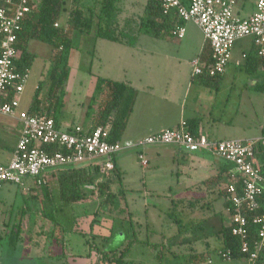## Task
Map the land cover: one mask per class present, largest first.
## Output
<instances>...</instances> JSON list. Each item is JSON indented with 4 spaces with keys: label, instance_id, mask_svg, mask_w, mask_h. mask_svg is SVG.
<instances>
[{
    "label": "rangeland",
    "instance_id": "1",
    "mask_svg": "<svg viewBox=\"0 0 264 264\" xmlns=\"http://www.w3.org/2000/svg\"><path fill=\"white\" fill-rule=\"evenodd\" d=\"M64 1L66 2V10L63 11L58 20L62 25L66 24L67 10L71 6L72 0ZM83 1L92 4L86 0ZM145 2L146 0H136L134 4H130L128 0L122 2L123 11L119 16V20L121 24L125 23V17L132 20L126 30L130 38L132 35H136L137 38L139 36L134 29L135 21L143 12ZM186 26L187 30L193 35L197 37L200 34L203 35L200 28L193 22H187ZM76 33L73 35L75 47L71 55L70 73L64 86L65 112L61 119L63 120L62 128L73 122L76 112L89 108L90 96L87 97V94L91 86L92 76L103 75L102 72H107V70L112 72L111 68H103L109 64L115 66L119 63L116 59L115 51L111 52L107 48V57L105 58L107 63L99 64L97 55L93 56L95 51H93L91 36L80 32ZM141 39L140 44L138 43L139 46L137 44L138 47L128 46L126 48L124 54L127 58L131 57V53L135 48H137L138 56L142 60H147L152 56L158 58L159 54L144 51L143 45L145 43L161 45L165 43L162 40L164 38L144 34ZM144 39L148 40L144 41ZM168 41L172 50L170 52L171 57H174L173 60L179 68L184 70L190 68L186 57L194 50V46H187L188 38L180 42L168 38ZM249 42L250 38L238 39L235 42V47L239 50L241 47H246ZM180 45L182 47H178ZM28 48L36 56L29 69V78L25 85V91L22 93V105L24 108L30 102L38 83L42 80H44L43 91L46 93L49 86L48 69L57 52L51 44L37 39H30ZM194 54L196 53L194 52ZM161 57L164 58V55ZM232 65L227 69L225 79L221 80L220 90L218 92L214 91L217 95L216 102L214 101L215 107L218 111L223 110L228 117H232L233 128L236 130L234 138L263 137L264 129L262 128H264V121L262 116L259 110H254L256 113L250 114V104L247 97L250 94L257 96L261 94L256 91L257 88L253 90L251 87V81L249 80L251 74L244 67L233 68ZM195 84L202 83L196 80ZM83 104L84 107L82 109ZM236 109L237 112L230 116V110L234 111ZM76 118L78 122L81 116L77 115ZM123 135L124 133L121 136L122 143L126 139ZM155 146L157 147L154 148L163 150L160 157L156 152H146L147 148L141 149L138 147H129L117 154L116 162L122 172V184L113 182L112 188L117 190L122 186L125 190L124 196L120 198L121 201L118 207L109 204L107 209L102 208L97 212L101 197H99L97 191L90 189H85L86 198L78 202L63 201L60 198L58 182V177L62 170L59 169L48 173V183L47 185H41L40 190H45L47 186L50 188L52 199L50 202L44 199L46 203L45 212L46 214L53 212L58 221L62 223H60L61 229L63 230L64 228L66 231L65 234L62 231V237L66 241L63 253L66 254L67 251L70 254L72 252L76 258L80 256L81 259V256H87L90 253V243L100 246L104 243V240L96 235L98 231L105 234L109 231L111 232V228H114L113 237L109 245H107L109 248H116L121 243L124 246L130 239H135L131 251L127 255L130 260L141 261L145 264H160L156 251L151 244L164 242L166 250L164 251L165 254L161 264H248L249 261L245 257L227 259L220 254L223 243L220 235L216 232L220 225V217H217L215 212H222L225 215V219H223L225 224L228 223V213L224 208V199L219 194V187L214 188L212 186L208 188L205 182L202 181L209 174L208 171L200 169L199 173H195V166L200 165L197 155L195 153L183 154L181 151L179 154H175L174 148L179 149V147L174 145ZM167 148L170 152L166 150ZM140 154H143L142 158H140ZM206 157L209 159L213 158L208 153ZM144 159L148 160L147 164L143 163ZM33 180L31 177L25 178L24 185L4 183L0 187V211L11 209L15 212L8 211V213L15 214L26 205H29L32 210L34 209L33 212L36 209H41V199H34L32 198L33 195L29 194L30 189L37 185L33 184ZM185 184H191L190 188L178 189V187L185 186ZM221 184L225 186V183ZM119 208L123 210L118 211ZM90 213L93 215L97 214L98 222L94 225L95 228L93 227L91 231L88 230V234L75 231V228L80 227V225L90 226V219L77 221L78 218L86 217ZM89 232L95 234L93 235L94 238H91L92 234ZM57 235L60 236L61 234L58 233ZM40 244V241L35 246L23 242L15 250L11 248L10 251L24 254L25 256L32 254L34 259L28 262L43 264L46 263L45 260L37 259L41 257L40 252L44 250ZM191 252L202 253L206 256H204L203 260L191 262L189 261ZM98 257L96 256L95 260H91L90 263H87V258H85V261L78 260L75 261V264H96ZM62 259L63 261L65 260V255L62 256ZM209 259L211 262H209Z\"/></svg>",
    "mask_w": 264,
    "mask_h": 264
},
{
    "label": "built area",
    "instance_id": "2",
    "mask_svg": "<svg viewBox=\"0 0 264 264\" xmlns=\"http://www.w3.org/2000/svg\"><path fill=\"white\" fill-rule=\"evenodd\" d=\"M37 0H5L0 6V114L17 118L21 123L20 135L12 157L0 162V187L4 183L24 185L31 177L36 184L47 183V174L79 164H91L109 176L114 168L113 156L129 147L144 149L150 145H174L187 152H204L232 163L242 180L243 193H237L234 183L228 186V200L234 205L231 216L232 233L241 239V251L247 255L248 264H254L258 251L264 248V213L256 214L253 223L258 226V236L252 240L247 227L244 207L259 209V197L264 194V169L254 162L257 145L264 146V136L250 139H212L199 131L193 134L185 120L178 125L162 129L130 143L108 140L111 121L95 128L80 124L58 127L46 114H31L20 109L21 95L29 78V70L21 71L16 61L20 56L17 33L22 21L31 12ZM165 11L175 10L184 22L197 25L212 49V61L195 56L191 60L194 76L209 73L223 74L232 60L235 42L251 37L258 54L264 56V0H257L255 11L249 17L235 14L236 0H191L189 5L181 0H161ZM56 25H58L56 23ZM177 38L186 34L184 25L174 30ZM246 57V55H244ZM59 145L65 151L47 150ZM143 154H140V158ZM144 164L148 160H143ZM231 258L230 251L221 253Z\"/></svg>",
    "mask_w": 264,
    "mask_h": 264
},
{
    "label": "trees",
    "instance_id": "3",
    "mask_svg": "<svg viewBox=\"0 0 264 264\" xmlns=\"http://www.w3.org/2000/svg\"><path fill=\"white\" fill-rule=\"evenodd\" d=\"M122 2L123 0H96V2L89 4L83 0H72L71 6H69L67 10L65 25L58 22L61 14L66 10V2L64 0H37L32 4L31 12L24 18L21 30L17 33L16 45L20 50V56L16 61L17 68L21 71L29 70L35 59V53L28 48V42L30 39L47 42L51 44L57 52L51 61L47 73L49 82L48 89L46 93L43 91L44 80L38 83L30 105L27 108L29 113H40L51 116L55 120L56 125L58 127L61 126L65 96L64 86L70 73L71 55L75 47L73 35L77 34L76 32L89 34L91 39L104 38L124 44H135L137 40L136 35H132L130 38L126 32L132 20L127 18L125 19L124 24H121L119 20V16L123 11ZM190 2L191 0H186L184 1V4L189 5ZM4 4L5 0H0V6ZM56 23L59 24L56 25ZM183 24V19L175 10L172 9L167 12L165 11L161 0H146L143 12L138 16L137 21H135L134 29L138 35L146 34L158 38H176L173 32ZM94 47L93 43V50ZM200 56L208 62L212 61V49L209 43L206 45V49L202 51ZM253 56H256V59H254ZM251 61L252 63H256L252 64V67H249ZM247 62L248 67L246 70L249 73H253L254 70H256L253 65L261 64L264 66V56L259 55L254 46L248 56ZM194 77L195 80H198L200 83H203L214 91L219 89L222 80V74L210 75L209 73H204ZM136 98V90L128 83L99 76L97 78L94 94L91 96L89 102L88 115H90L92 119L90 128L106 125L107 122L111 121L112 127L108 140L110 142L121 141V136L126 129L130 114L134 109ZM185 121L189 130L193 134H196L199 131V118L193 117L185 119ZM259 147L260 145H257L256 151ZM47 150L51 152L65 151V149L59 145L49 147ZM116 157L117 155L112 158L115 168L109 176H103L99 172L98 167L91 164H79L61 169L62 171L58 177L60 198L66 202H78L83 198H86L84 194L85 189H90L97 191L99 197H101L97 212L102 208L107 209L109 204L118 207L121 201L120 198L124 196L125 190L122 186L117 190H113L112 188L113 182L122 184V172L119 170ZM224 162H227L229 166L232 164L226 160H224ZM218 180V175H214L206 181L209 183H217ZM47 183L45 184L47 185ZM223 183L226 185L222 190H219V194L224 199V208L228 211L230 221L235 207L227 198L229 195L227 190L228 186L229 184L234 183L237 186V193L241 195L243 193V185L239 175L235 174L233 177L230 171L226 175ZM39 185L41 186L44 184ZM32 198L37 200L41 199L40 203L43 206V214L54 224H59L53 212L48 214L45 212L46 203L44 199L49 200V202L52 199L51 190L48 186L45 190H42L41 196L36 195ZM258 201V210L250 211L246 207L242 208L244 209V213L248 220L247 227L252 240H256L258 236V226L253 223V217L256 214L264 213V194L259 197ZM122 210V208H119L118 211ZM21 214L23 215L24 213L22 212ZM219 217L220 225L216 232L220 235L223 243V248L220 251V254L229 250L231 258H247V255L243 254L240 248L241 239L232 233L231 222L225 224L223 222L224 215L219 214ZM97 220V214L93 215L90 222L91 230L98 222ZM17 225L18 228L16 229L15 238L10 239V241L15 244L21 233V221L18 222ZM62 231L64 234L66 233L64 228ZM75 231L88 234V232H85L78 227L75 228ZM89 233L92 234L91 238H94L93 235L95 234L92 232ZM113 234L114 228H111L110 236L101 237L104 240L102 246L95 243L89 244L91 251L99 256L96 264H145L144 262L134 261L127 258L135 239H130L124 246L121 243L120 246L116 248H109L107 243L110 242ZM62 244L64 248L66 246L64 237H62ZM151 245L156 251V256L161 264V261L164 258L166 244L163 242L161 244L154 243ZM91 251L88 253L87 257L91 255ZM204 256L206 255L202 253L191 252L189 254V261H200L205 258ZM209 261L211 262L210 259ZM254 264H264V248L258 251Z\"/></svg>",
    "mask_w": 264,
    "mask_h": 264
},
{
    "label": "crops",
    "instance_id": "4",
    "mask_svg": "<svg viewBox=\"0 0 264 264\" xmlns=\"http://www.w3.org/2000/svg\"><path fill=\"white\" fill-rule=\"evenodd\" d=\"M86 1H89L90 3L96 2V0ZM181 1L184 3V1L186 0ZM256 1L257 0H236V5L234 8L235 14L240 17H249L255 11ZM128 2L130 4H134L136 0H128ZM127 18L128 17H125V19ZM186 23L187 22H184L183 24L186 28L185 36L182 38H171L178 42L185 38H188L187 46H194V50L191 51V54L186 57L187 62L190 64V68H187L185 70L179 68V66L173 60L174 57H171L170 52L172 50L170 48L171 46L169 44L168 38L162 39L165 43H162L161 45L154 43H145L143 45L144 51L152 54H159L158 58L152 56L151 58L147 59L148 61L140 59V57L138 56L139 53H137V48L133 49V52L131 53V57H129V59L124 54L128 46H137V44L142 40L141 38L144 34H140L138 36L136 44L134 45L115 42L104 38L91 39V42L94 43L95 46L93 50L95 51V53L93 54V56L97 55L99 64L107 63L105 60V58L107 57V48H109L111 52L115 51V54L117 55L116 59L119 61L117 65L114 66L113 64H109L103 68H111L113 74L112 72H108L107 70V72H102L103 75L106 74L108 77H105L112 80L126 82L137 92L134 109L130 114L126 129L124 131L123 136L126 138L124 143L134 142L141 137L156 133L162 129L174 127L178 125L182 120L190 119L193 117L199 118V129L206 133L210 138L214 137L212 139L221 140L234 138V136H236V130L233 128L234 126L232 117H228L223 110L218 111L215 107L217 95L216 93H214V90H212L211 88L208 89L209 87L205 86L203 83V85L195 84L196 80L194 79L195 77L192 72L191 60L194 58V55L196 56L201 54L202 51L206 49V45L208 43L204 39L203 35L200 34L197 37L189 32L187 30ZM190 36H192L193 38ZM244 38H250L249 44L246 47H241L239 50H237V48L235 47L236 44L234 45L232 51V60L227 66L225 72L222 74V79H225L227 69L232 64L233 68L244 67L246 70V68L248 67V56L250 55L254 46L253 39L251 37ZM147 40L148 39H144V41ZM178 47L182 46L180 45ZM194 52L196 54H194ZM160 54L161 56L164 55V58H162ZM244 55H246V57H244ZM253 58L256 59V56H253ZM122 61L123 63H121ZM250 63L251 64H249V67H252V64L256 62L252 63L251 61ZM253 67L254 69H256L253 73H249L247 70L246 71L251 74V77L249 78V80L251 81V87L253 88V90H256L255 88H257L256 91L261 95L257 96L254 94H250L249 96H247L250 104V114H255L256 112H254V110H259V113L262 116V120L264 121V66L261 64H257L255 66L253 65ZM116 69H118V71H116ZM103 75L99 74V76ZM99 76H92L91 86L88 89L87 94V97L90 96V100L91 96L94 94L97 78ZM219 90L220 89L216 91L218 92ZM22 96L23 94L21 95L20 109L27 110L31 100L24 108L22 105ZM83 107L84 104L81 108L83 109ZM88 109L82 110L81 112H76L74 115L75 119L70 123V125L80 124L84 127L89 128L92 124V119L90 115H88ZM237 109L234 111L230 110V116L235 114L237 112ZM64 112L65 106H63L62 116H64ZM77 115L81 116L78 122L76 120ZM82 119L83 121H81ZM62 123L63 120H61L60 127H62ZM20 129L21 123L17 118L0 114V162L7 163L11 159L13 151L19 139ZM154 147L157 146L150 145L146 147L147 149L145 151L156 152L160 157L163 150ZM166 150L169 151L168 148ZM180 151L183 154L195 153L197 155L200 165L195 166V173H199L200 169H206L208 171L209 174L205 177V179L203 178L202 180L203 182H205V185H207L208 188L212 186L214 188L219 187V191L224 187L221 183H223L228 172H236V169L232 164V166H229L227 162L225 163L224 160L219 157L212 155L213 158L209 159L206 157L207 153L204 152H187L180 148H174L175 154H179ZM254 162L258 167L264 169V146H260L257 149L254 157ZM119 170L121 171L120 168ZM179 173H181V171H179ZM214 175H218L219 180L217 183H209L206 181ZM189 176L193 177L192 175ZM194 177L197 178L196 175H194ZM33 184L36 185L34 180ZM190 186L191 184H185V186L178 187V189H189ZM41 193L42 190H40V185L32 187L29 192V194L33 196H41ZM40 206L41 209H36L34 212V209L32 210L29 205L22 207L20 210H18V213L15 214L8 213V211H12L11 209L0 211V264H33L32 262H28L29 260L34 259L32 254L25 256L24 254L20 253H13L10 251V249L14 248L15 250L18 245L23 242L35 246L38 245L39 241L41 243L40 246H42L44 250L40 252L41 257L37 259L45 260L46 263L43 264H75V261H85V258H87V263H90L91 260H95L97 255L92 251L90 257L83 255L81 256V259L80 256H77L78 258H76L74 256L75 254H73L72 252H70L69 254L66 251V254H64V248L61 238V222L58 221L59 224L56 225L51 220L46 218V216L43 214L44 210L41 203ZM22 212L24 213L23 215L21 214ZM226 212L228 213L227 210ZM215 213L217 217L219 216V214L224 215L222 212ZM227 216V224H229L231 220L229 221L228 214ZM92 217L93 214L90 213L86 217L78 218L77 221L90 219L91 222ZM20 221L21 233L15 244L14 242H11L10 239L15 238L16 229L18 228L17 223ZM78 228L84 230L85 232L91 230L90 226L80 225V227ZM58 233L61 234V237L57 235ZM108 233L104 234L103 232L98 231L96 235L100 237H108L110 236L111 232L110 234ZM107 244L109 245V242ZM63 255H65L64 261L62 259Z\"/></svg>",
    "mask_w": 264,
    "mask_h": 264
},
{
    "label": "water",
    "instance_id": "5",
    "mask_svg": "<svg viewBox=\"0 0 264 264\" xmlns=\"http://www.w3.org/2000/svg\"><path fill=\"white\" fill-rule=\"evenodd\" d=\"M94 187V186H93Z\"/></svg>",
    "mask_w": 264,
    "mask_h": 264
}]
</instances>
